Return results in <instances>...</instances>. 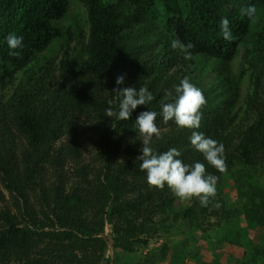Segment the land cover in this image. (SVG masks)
<instances>
[{
  "label": "trees",
  "instance_id": "trees-1",
  "mask_svg": "<svg viewBox=\"0 0 264 264\" xmlns=\"http://www.w3.org/2000/svg\"><path fill=\"white\" fill-rule=\"evenodd\" d=\"M68 1L0 0V92L17 80V74H22L11 95L7 99L0 96L2 181L8 190L24 200L27 194L23 183L29 184L28 187L39 192L40 200L46 204L53 202L51 215L56 218L53 221L50 215L45 216L51 222V229L45 230L32 220L20 226L7 213L0 212V219L7 223V227L0 230V252H19L28 247L30 237L40 235L51 239L55 259L62 264H85L73 255L72 248L76 243L67 244L65 240L84 236L98 243L97 248L103 251L106 240L91 236L94 232L103 231L104 219L99 216L94 223L84 221L80 212L83 201L74 194H66L64 180H58L64 176L62 168L68 158L80 161L78 119L95 113L110 122L108 133L100 136L98 157L105 160L104 165L88 170L94 171L97 178L94 188L97 204L94 207L105 214L112 225V248L130 251L134 243L146 244V239L139 236L155 231L157 225L145 214L150 212V205H158L165 212L168 187L159 189L146 183L145 173L139 168L141 162L136 159L140 155L139 140L135 139V146L129 145L128 156L118 167L109 162V145H118L121 135L136 137V116L142 111H159L165 92L181 79L189 78V69L193 70L194 63L203 58L212 59L207 64L208 69L217 62L232 60L239 45L249 35L250 24L254 21L242 15L241 9L251 4L256 11L264 13V0H182L183 8L177 0H172L175 5L172 14L169 0H126L124 6L106 0H80L86 7L89 23V37L85 45L87 57L84 59L76 54L63 59L60 80H55L52 66L48 62L39 64L38 54L54 39L69 34L55 23L66 14ZM160 9L166 13L164 20L156 14ZM221 18L229 20L234 37L231 41H225L221 36ZM157 19L162 21L163 29L159 28V31L156 29ZM260 26L249 50V64L255 75L254 97L248 104L249 111L255 115L253 122L241 132L228 129L234 115H231L230 107L224 106L234 90L229 87L227 76L219 75L217 82L222 94L217 86L200 88L206 103L200 109L202 117L198 129H182L171 120L164 122L157 117L156 123L168 126V129L155 137V143L151 142L156 152L176 148L181 152L179 159L185 164L191 165L195 161L204 163L206 173L217 178L227 172L237 173L241 178V174L256 169L258 163L264 160V24ZM10 32L24 37L19 57L8 55L4 38ZM173 39L194 45L190 50V59L185 60L178 49L171 48ZM140 51L146 53L139 55ZM119 75H124L125 81L117 86L115 80ZM118 87H147L155 98L147 106H138L128 120L110 118L105 115V109L111 107L113 111H118L119 101L114 92ZM260 91L263 94L261 99L257 98ZM110 100L113 101L111 105L108 103ZM194 131L223 144L224 172L208 165L203 155L191 146L189 137ZM17 134L26 141V150L22 154L26 162L23 170L15 155ZM65 134L66 144L53 149L52 144ZM45 164L50 168L44 167ZM80 168L81 172L87 171L85 166ZM50 171L49 176L58 182L46 177ZM82 177L85 179L84 174ZM142 188L144 191L137 195L126 196ZM248 199L247 220L264 232V189L253 187ZM215 200L221 204L217 193L209 203ZM209 208L210 204L201 207L195 199L185 214L189 226L200 228L207 237L213 228L204 229L201 220L210 214ZM31 211L25 212L31 215ZM222 211L220 214L224 216V221L229 222L234 211L231 213L224 207ZM257 249L256 253L264 255V249ZM255 263L252 256L243 262ZM23 264H54V258L28 260Z\"/></svg>",
  "mask_w": 264,
  "mask_h": 264
},
{
  "label": "rangeland",
  "instance_id": "rangeland-1",
  "mask_svg": "<svg viewBox=\"0 0 264 264\" xmlns=\"http://www.w3.org/2000/svg\"><path fill=\"white\" fill-rule=\"evenodd\" d=\"M106 1L114 2L119 6L126 4V0ZM177 1L179 2L178 5L183 8L184 2L182 0ZM168 4L171 14L174 13L175 5L173 1L169 0ZM156 14H158L160 20L166 15L161 9ZM159 19L156 20L159 21L157 31H159V28L163 29L162 21ZM55 23L69 34L67 33L63 38L54 39L38 55L39 64L48 62L52 66L54 79L60 80V65L63 59L75 57L76 54L83 56L84 59L87 57L85 45L89 37V23L85 5L80 0H69L66 14ZM260 24H264V13L258 10L255 13L254 21L250 24L249 35L239 45L237 54L232 60L217 62L207 69V64L212 62V59L203 58L202 61L194 63L193 70L189 69L191 72H189L190 81L198 88L217 86L218 92L220 89L219 82H217L218 76H227L230 81L229 87L234 90V93L227 98L224 107H230L231 115H234L233 122L228 129L236 133L245 130L255 117L254 113L249 111L248 106L254 97L255 88V75L249 64L251 58L249 50L252 49L254 35L261 27ZM138 53L144 55L146 52L140 51ZM16 77L17 80L13 84L0 92L3 99H7L11 95L22 74L19 73ZM221 82H224V80ZM262 97L263 94L260 91L257 98L261 99ZM219 105L222 106V103ZM108 124H110L109 121L95 113L91 116H81L78 119L77 126L80 131L78 144L81 153L78 160L80 161L78 163L68 158L62 168L64 176L58 179L64 180L66 194H74L83 201L84 205L80 208V212L84 221L94 223L99 216L104 219L103 231L94 232L91 236L92 238L101 237L106 240V247L103 251L97 248L98 243L84 236L78 237L82 240L77 237L65 240L67 244L76 243L72 248V252L77 259L82 260L85 264H206L209 262L243 264L252 256L256 260L255 264H264V255L256 253L257 247L264 249V235H262L260 229L253 227L247 220L249 212L247 208L250 206L248 195L255 186L264 189V160L258 163L256 169L241 174V178L237 173L231 174L230 172L218 176L216 193L221 204L217 203L216 200L212 201L209 203L210 208L208 211H210V214L204 217L201 214L203 228L208 229L209 226L213 228V231H209L210 236L207 237L200 228L190 227L188 219L185 217L187 208L194 203L195 199H198H180L167 188L166 202L168 206H166L165 212L161 211L158 205H150V212L145 214L152 223L157 225L155 231L139 236L141 239H146L147 243H134L130 251L113 249V240L110 236L112 225L106 219V215L100 213L94 207L97 204V195L94 189L97 178L94 176V171L88 170L104 165L105 160L99 159L98 151L101 143L100 136L108 133ZM157 126L159 133L168 129V126H161L159 123ZM135 139L139 140V147L141 148L142 137L138 133L136 137L129 134L121 135L118 145H109V162L113 166L118 167L124 163L128 156L127 151L130 149L129 145L134 144L135 146L136 144ZM153 141H155V136L151 142ZM65 144L66 134L53 143L51 147L58 149ZM15 145V155L20 162L21 170H23L26 163L22 157L24 150H26L24 137L17 134ZM29 163L34 164V162ZM80 165L85 166L87 171L81 172ZM44 167L50 168L47 164ZM49 173L51 171L48 172L46 177H51V181L58 182L56 178L53 179L51 175L49 176ZM82 174L85 175V179ZM45 183L48 184V182ZM28 185L23 183L27 194L26 200H24L4 186L0 173V212L7 213L19 222L20 226L32 220L38 227L42 226L45 230H50L51 222L45 216L50 215L49 217L55 221V216L51 215L53 202L51 204L44 203L43 200L39 199V192L28 187ZM142 191H144V188L130 192L126 196L130 198ZM217 205H222V207H217ZM223 207L230 210L231 213L234 211L229 222H225L224 216L222 217V214H220V212L223 213ZM26 210H32V214L28 215L25 212ZM6 227V221L0 219V230ZM53 244L47 236L34 235L29 238L28 247H24L21 251L11 250L5 254L0 252V264H23L28 260H52L53 258L54 264H62L60 260L55 259L56 253H54Z\"/></svg>",
  "mask_w": 264,
  "mask_h": 264
},
{
  "label": "clouds",
  "instance_id": "clouds-1",
  "mask_svg": "<svg viewBox=\"0 0 264 264\" xmlns=\"http://www.w3.org/2000/svg\"><path fill=\"white\" fill-rule=\"evenodd\" d=\"M256 8L249 5L241 9V14L250 21L255 18ZM220 33L225 41L234 39L227 18H221ZM23 36L10 32L5 38L9 49L8 55L19 57L23 47ZM174 50H179L183 58H191V49L194 45L191 42L183 43L179 39H173L170 44ZM125 81L124 75L116 77L117 86ZM118 97V111L111 107L105 109L107 117H115L117 120H128L138 106H147L154 100L153 93L147 87H124L114 89ZM164 101L160 104L159 111H142L135 119L134 128L136 133L142 137V147L137 160L141 163L139 168L145 173L146 183L150 187L163 189L165 186L172 194L180 199L191 200L197 198L201 207H207L210 198L215 197L217 177L206 173L205 164L199 161L191 165L185 164L179 157L181 152L176 148H169L164 152H156L151 147L153 137H159L157 117L164 122L173 121L179 128L198 129L202 113L200 109L206 103L203 92L188 77H185L164 94ZM111 105L113 101H108ZM189 142L195 151L201 153L208 165L219 172L226 170L224 159V146L210 136L202 132H192ZM218 206V205H217Z\"/></svg>",
  "mask_w": 264,
  "mask_h": 264
},
{
  "label": "crops",
  "instance_id": "crops-1",
  "mask_svg": "<svg viewBox=\"0 0 264 264\" xmlns=\"http://www.w3.org/2000/svg\"><path fill=\"white\" fill-rule=\"evenodd\" d=\"M254 230H255V229H254ZM261 233H262V235H264V232H261ZM208 259H209V258H208ZM209 260H210V259H209ZM209 260H208V261H209ZM208 261H207V262H208Z\"/></svg>",
  "mask_w": 264,
  "mask_h": 264
}]
</instances>
